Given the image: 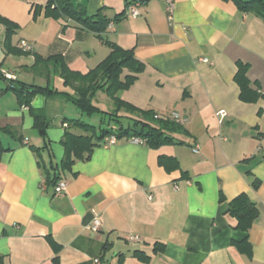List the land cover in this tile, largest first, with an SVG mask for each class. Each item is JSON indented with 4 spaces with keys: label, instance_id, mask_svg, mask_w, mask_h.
<instances>
[{
    "label": "crops",
    "instance_id": "0c3cea01",
    "mask_svg": "<svg viewBox=\"0 0 264 264\" xmlns=\"http://www.w3.org/2000/svg\"><path fill=\"white\" fill-rule=\"evenodd\" d=\"M48 1L0 0V17L12 25L0 23V264H264V20L232 0H174L171 18L166 0H144L137 17L111 20L99 37L49 14ZM72 2L109 18L125 8L124 0ZM103 39L144 63L121 98L187 121L173 141L152 147L127 137L101 140L87 159L61 170L64 131H80L64 118L77 116V108L41 93L26 105L24 93L8 85L72 93L46 58L86 73L108 54ZM105 95L94 99H109L103 109L111 110ZM31 109L49 123V147L38 153L31 146L45 141ZM53 166L66 184L61 194L46 181ZM241 193L259 210L247 230L228 213ZM95 217L100 228L93 232Z\"/></svg>",
    "mask_w": 264,
    "mask_h": 264
},
{
    "label": "trees",
    "instance_id": "16d2710c",
    "mask_svg": "<svg viewBox=\"0 0 264 264\" xmlns=\"http://www.w3.org/2000/svg\"><path fill=\"white\" fill-rule=\"evenodd\" d=\"M142 1L144 0H124V10L113 18L104 15L102 9L93 15H88L84 6L74 5L72 0H49L47 9L52 16L72 19L101 37V33L106 30L111 20L124 17L131 4ZM232 1L241 11L252 12L264 20V0ZM0 23L12 27L11 23L1 17ZM103 41L109 47L108 54L86 73L70 70L57 56L46 58L50 65L59 70L63 83L73 86L72 93L51 86L27 85L22 82L8 85V89L14 90L17 94L24 93L22 102L26 105H29L34 94L41 93L47 98L62 96L79 110L80 113L77 116L64 118L67 125L80 131L75 132L70 129L64 131L60 140L63 147L61 170L70 169L76 160L87 159L93 147L110 135H114L117 139L122 137L140 138L149 146L157 147L164 142L173 141L175 138L173 135L182 130V125L171 117L157 115L152 109L139 108L120 97V92L128 88L143 71L144 63L135 57L132 49L123 48L104 39ZM240 80L239 83L243 91V88L245 89L247 86V80L243 75ZM98 91H103L111 99L113 109L105 110L94 103L93 100ZM31 112L34 124L45 141L42 147L31 146L32 150L38 153L41 149L49 147L50 142L45 140V131L49 123L47 116L40 110L31 109ZM92 113L100 114L99 126L86 122L82 117V114L91 115ZM123 120H125L124 123ZM111 122L117 126L110 127ZM4 131L9 132V130ZM3 151H6V148L0 141V154ZM53 169V174L46 173V181L54 185L60 175L57 167L53 166ZM228 213L237 219V227L247 230L258 217L259 210L247 194L241 193L230 201Z\"/></svg>",
    "mask_w": 264,
    "mask_h": 264
},
{
    "label": "built area",
    "instance_id": "2783aa9c",
    "mask_svg": "<svg viewBox=\"0 0 264 264\" xmlns=\"http://www.w3.org/2000/svg\"><path fill=\"white\" fill-rule=\"evenodd\" d=\"M138 5L139 4L137 2L131 4L126 10L127 15H129L131 17H137L140 14ZM173 8H174V0H166L165 1V11L168 14V18H171L172 13H173ZM20 47L23 50H27V51L31 50V48H32V46L28 42H26L25 40L20 41ZM200 60L204 61V62L208 61L207 58H200ZM216 116H217L218 122L221 123L223 121L224 117L226 116V111L223 109L218 110L216 112ZM171 118L175 122H177L178 124H181V125L187 121V118L181 116L177 112H173L171 114ZM104 140H105L104 144L108 145V144L115 143L117 138L114 135H110V136H107ZM131 140L133 142H137V143H145L144 140H142L140 138H136V137H132ZM198 150H199L198 144L194 145L192 148V151L198 152ZM41 185L44 186V180L41 181ZM65 187H66L65 181H58L55 184V186L53 187V193L54 194H61L65 190ZM99 228H100V220L98 217H95L92 220V224L90 226V229H91V231L96 232L99 230ZM128 238L131 241H138V237H136V236H129ZM96 261H98V259H96Z\"/></svg>",
    "mask_w": 264,
    "mask_h": 264
},
{
    "label": "rangeland",
    "instance_id": "374dc122",
    "mask_svg": "<svg viewBox=\"0 0 264 264\" xmlns=\"http://www.w3.org/2000/svg\"><path fill=\"white\" fill-rule=\"evenodd\" d=\"M35 82H38V83H40V84H43L42 83V81H40L38 78H35V80H34ZM99 94H101V93H99ZM106 96V95H105ZM104 98H108L107 96L106 97H104ZM95 101V103H98V105H100V107H102V108H105V107H107L106 105L107 104H109V99H107V101H106V99H102L101 97H99L98 98V96H97V98L96 99H94ZM105 102H107V104L105 103ZM69 104V106H72V107H74L71 103H68ZM76 111L78 112V113H80L79 112V110L78 109H76ZM68 115H72V114H68ZM82 117H83V119L86 121V122H88V123H90V124H94V125H96V126H99L100 125V115L98 114V113H92L91 115H86V114H82ZM125 122V120H123V123ZM102 126H104V125H102ZM111 126H117L116 124H114V123H112L111 122V124H110V127Z\"/></svg>",
    "mask_w": 264,
    "mask_h": 264
}]
</instances>
